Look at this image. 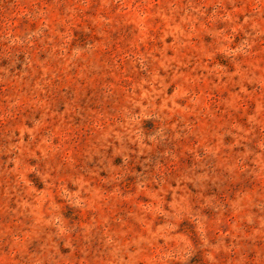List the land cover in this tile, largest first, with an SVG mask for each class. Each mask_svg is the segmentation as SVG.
I'll list each match as a JSON object with an SVG mask.
<instances>
[{
    "label": "rangeland",
    "instance_id": "1",
    "mask_svg": "<svg viewBox=\"0 0 264 264\" xmlns=\"http://www.w3.org/2000/svg\"><path fill=\"white\" fill-rule=\"evenodd\" d=\"M0 264H264V0H0Z\"/></svg>",
    "mask_w": 264,
    "mask_h": 264
}]
</instances>
